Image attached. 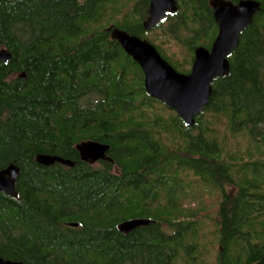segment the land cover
<instances>
[{"label": "trees", "instance_id": "16d2710c", "mask_svg": "<svg viewBox=\"0 0 264 264\" xmlns=\"http://www.w3.org/2000/svg\"><path fill=\"white\" fill-rule=\"evenodd\" d=\"M256 1L261 11L229 75L214 81L189 127L147 94L142 69L108 29L147 40L189 74L195 48L217 35L210 0H178L149 33V0H0V50L12 55L0 62V170L20 169L18 197L0 192L2 258L264 264V0ZM89 140L109 145L113 163L82 162L76 147ZM39 154L74 167L46 168ZM133 219L154 223L121 233Z\"/></svg>", "mask_w": 264, "mask_h": 264}, {"label": "water", "instance_id": "95a60500", "mask_svg": "<svg viewBox=\"0 0 264 264\" xmlns=\"http://www.w3.org/2000/svg\"><path fill=\"white\" fill-rule=\"evenodd\" d=\"M149 1L148 18L143 23L144 30L148 33L159 26L168 13L179 11L176 0ZM211 7L219 32L210 50L204 47L196 48L189 74L178 72L147 40L118 28L108 29L111 38L116 40L142 69L147 94L176 111L189 127L195 126L197 117L209 105L214 81L229 75V57L239 47L241 34L249 28L256 14L261 11V2L242 0L235 5L227 0H212ZM11 58L12 55L6 49L0 50V62H7ZM76 150L84 163H113L109 156L111 147L107 144L89 140L78 144ZM36 162L46 168L56 164L74 167V163L69 160L46 154H39ZM19 176L20 169L14 164L0 170V192L17 198ZM152 223L154 222L148 219H133L121 223L118 229L121 233L129 235ZM70 225L78 227V224ZM0 264L23 263L6 260L0 256Z\"/></svg>", "mask_w": 264, "mask_h": 264}, {"label": "flooded vegetation", "instance_id": "af4514ba", "mask_svg": "<svg viewBox=\"0 0 264 264\" xmlns=\"http://www.w3.org/2000/svg\"><path fill=\"white\" fill-rule=\"evenodd\" d=\"M176 1H177V4H178V7H179V2H178V0H176ZM211 1H212V0H210V3H209L210 8H212V7H211ZM227 1H228V0H227ZM240 1H242V0H240ZM240 1H239V2H240ZM230 2H231V1H230ZM239 2H238V3H239ZM232 3H233V2H232ZM238 3H236V4L233 3V4L237 5ZM171 14H175V13H168L167 16L162 20V22L160 23L159 26H161V25H165V23H166V22L168 21V19H169V15H171ZM212 16H213V19H214L213 9H212ZM214 22H215V19H214ZM215 24H216V22H215ZM159 26H158V27H159ZM216 26H217V24H216ZM250 26H251V25H250ZM250 26H249V27H250ZM246 30H247V29H246ZM246 30H245V31H246ZM245 31H244V32H245ZM218 32H219V29H218V26H217V35H218ZM217 35H216V38H217ZM241 35H242V34H241ZM216 38H215V40H216ZM215 40H214V41H215ZM213 43H214V42H213ZM213 43H212V45H213ZM212 45H211V47H210L208 50H210V49L212 48ZM198 47H204V46H198ZM198 47H196V48H198ZM196 48H195V50H196ZM204 48H206V47H204ZM206 49H207V48H206ZM194 53H195V52H194ZM79 157H80V156H79ZM98 164H99V163H98ZM98 164H96V165H98Z\"/></svg>", "mask_w": 264, "mask_h": 264}, {"label": "rangeland", "instance_id": "374dc122", "mask_svg": "<svg viewBox=\"0 0 264 264\" xmlns=\"http://www.w3.org/2000/svg\"><path fill=\"white\" fill-rule=\"evenodd\" d=\"M167 25V24H166ZM159 40H157V42H158ZM159 43V42H158ZM167 50V52H169V50L168 49H166ZM170 54H172L171 52H170ZM177 55V57H179V58H183V53H178V54H176ZM210 206H211V208H212V205L210 204ZM210 256V259L211 260H213V258H214V255L213 254H210V253H208V257Z\"/></svg>", "mask_w": 264, "mask_h": 264}, {"label": "bare ground", "instance_id": "6f19581e", "mask_svg": "<svg viewBox=\"0 0 264 264\" xmlns=\"http://www.w3.org/2000/svg\"><path fill=\"white\" fill-rule=\"evenodd\" d=\"M231 67V66H230Z\"/></svg>", "mask_w": 264, "mask_h": 264}]
</instances>
